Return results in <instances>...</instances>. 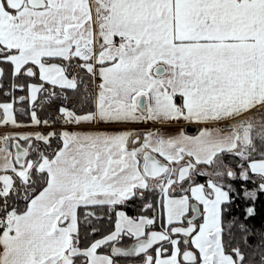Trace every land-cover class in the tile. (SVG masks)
<instances>
[{"label":"snow or ice","instance_id":"6c2138e0","mask_svg":"<svg viewBox=\"0 0 264 264\" xmlns=\"http://www.w3.org/2000/svg\"><path fill=\"white\" fill-rule=\"evenodd\" d=\"M0 264H264V0H0Z\"/></svg>","mask_w":264,"mask_h":264}]
</instances>
